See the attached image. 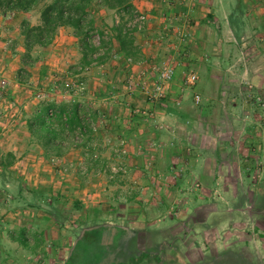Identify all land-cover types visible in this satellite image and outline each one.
I'll list each match as a JSON object with an SVG mask.
<instances>
[{
  "label": "rangeland",
  "instance_id": "rangeland-1",
  "mask_svg": "<svg viewBox=\"0 0 264 264\" xmlns=\"http://www.w3.org/2000/svg\"><path fill=\"white\" fill-rule=\"evenodd\" d=\"M134 1L139 8L134 7L133 15L145 17L134 32L140 59L126 64L110 39L111 26L122 22L120 13L96 6L92 9L95 24L103 40H110L111 50L104 64L86 67L71 77L65 69L78 62L80 53L70 31L66 43L72 42L67 46L74 55L62 60L58 74L45 75L51 45L42 51L36 48L33 55L38 54L39 61L28 68L26 81L18 83L23 53L18 23L26 19L38 24V10L0 19V137L25 127L41 100L81 101L98 112L91 135L96 147L91 162L82 157L78 138L79 145L71 149L78 159L71 163L50 156L33 161L26 156L18 157L6 171L0 167V264H64L81 230L73 224L81 218L80 212L71 211L58 227L46 211L27 208L25 203L30 198L27 186L60 194L69 206L78 199L71 196L70 187H59L68 184L79 187L75 196L82 198L78 201L84 211L95 210L101 224L132 232L123 235L129 253L163 243L166 259L162 264H264V0H247L251 5L238 36L228 24L235 0H176L174 14L166 11L168 0ZM154 3H160L159 11L153 10ZM163 12H167L164 21ZM181 13L188 25L186 41L179 40L184 29L177 18ZM208 14L212 20L201 33L199 22ZM131 16L125 19L127 29ZM100 38L94 33L93 43L99 45ZM191 42L196 45L190 49L187 45L186 50L183 45ZM162 65L174 67V76L162 87L163 99L188 112L192 124L178 120L179 125L165 113V103L158 107L139 91L141 82L152 90ZM188 74L196 76L192 83H185ZM129 78L134 84L131 91L126 89ZM59 80L61 89L53 91ZM219 89L225 92L218 93ZM132 117L136 120L132 123L139 124L130 139L118 124ZM136 133L143 136L135 141ZM27 162L41 167L40 162L43 172L22 174ZM111 167L119 171L114 174ZM39 171L51 189L38 185L35 174ZM110 197L114 200H107ZM27 212L39 213L45 220L35 215L26 223L22 218ZM25 224L45 232L41 248L46 260L28 253L17 260L6 258L9 230Z\"/></svg>",
  "mask_w": 264,
  "mask_h": 264
},
{
  "label": "trees",
  "instance_id": "trees-1",
  "mask_svg": "<svg viewBox=\"0 0 264 264\" xmlns=\"http://www.w3.org/2000/svg\"><path fill=\"white\" fill-rule=\"evenodd\" d=\"M132 0H0V15L3 20L19 14H28L38 10L39 23L30 24L26 19L18 23L19 35L22 37L23 53L20 57L21 67L16 73L18 83H23L29 76L28 68L34 66L39 57L33 55L34 50L40 51L48 48L57 34L59 28H69L73 38L77 41L80 58L78 62L67 69L66 76H77L84 68L92 65L104 64L111 50L110 40H103V32L97 29L92 9L96 6L102 9L113 10L120 13L122 22L111 26V38L117 45L118 51L124 59L133 61L140 59V50L135 44L134 32L125 28V19L130 18L134 11ZM250 2L235 0L234 7L228 16V24L233 33L238 36L239 27H243V16ZM212 15L208 14L199 22L198 30L202 33L204 27L210 23ZM238 32V33H237ZM97 33L101 38L99 45H95L92 36ZM101 50V51H100ZM35 56V57H34ZM63 81L55 82L53 91L60 90ZM222 90H218L220 93ZM165 99L157 102L158 107L165 103L164 111L188 124H192V117L187 112L169 106ZM98 117V112L88 104L81 101L56 102L41 100L34 107L32 113L26 118L25 125L28 134L36 141L43 152L50 157L59 158L69 150L80 147L82 157L86 162L93 160L96 147L92 145L91 122ZM100 142V141H99ZM101 143V142H100ZM15 157L7 152L0 158V167L3 171L10 169ZM25 188V186H23ZM23 187L17 190V198L21 200ZM29 200L25 203L27 208L43 209L46 216L54 218V223L62 227L68 220L71 211L80 212L81 218L74 220V227L80 228L76 243L71 248L64 264H162L166 259V248L163 243L151 249H141L128 252V242L124 234H130L126 229L117 228L108 224H101L95 210L84 208L80 201H68L60 194H49L44 190L29 188ZM91 218V219H90ZM76 225V226H75ZM19 241L28 247V238L25 233L19 235ZM126 242V243H125ZM93 253V254H92ZM96 253L98 255L96 256ZM96 256V257H95ZM97 258V259H96ZM95 260V261H94Z\"/></svg>",
  "mask_w": 264,
  "mask_h": 264
},
{
  "label": "crops",
  "instance_id": "crops-1",
  "mask_svg": "<svg viewBox=\"0 0 264 264\" xmlns=\"http://www.w3.org/2000/svg\"><path fill=\"white\" fill-rule=\"evenodd\" d=\"M133 6L135 7V9L137 10L139 8V6L137 5V1H132ZM144 5H147L148 2L144 1L143 2ZM142 4V5H143ZM140 4V7H144ZM157 6H161L160 3H154V5L152 4L153 10L155 11H159L160 9L157 8ZM154 12V11H153ZM156 13V12H154ZM158 14V13H156ZM0 19L1 21H3V17L0 15ZM157 19V18H156ZM158 21V20H157ZM157 21H155L154 23H158ZM153 27V26H151ZM158 27V26H157ZM173 28V27H172ZM175 31L176 29H172L173 34L175 35ZM70 32L69 28H59L57 31V34L55 36V39L53 41V43L51 44V46L49 47L48 51L51 52V54L49 55V60L46 61L45 63L50 65V68H46V70L48 71L47 73H45V75H51L49 74L51 71L55 72L58 74L57 71H60V64L62 63V60L69 61L70 57H72L74 55V49H71L67 46V44H72V42L66 43L70 40V35L68 36V33ZM149 33L153 34L154 30L150 31ZM136 36V34H135ZM187 45H188V49H190V46L192 45H196V42H191L189 44H184L183 46H186V50H187ZM67 46V47H66ZM139 47V46H138ZM69 48V49H68ZM118 51V48L116 49ZM118 54L122 56V54L118 51ZM80 57V55H79ZM78 59V58H77ZM71 66V64H69ZM49 67V66H48ZM67 70V68L65 69V71ZM44 73V72H43ZM42 73V74H43ZM66 73V72H63ZM33 75V74H32ZM223 91V90H222ZM225 92V91H223ZM166 113V112H165ZM169 115V114H168ZM171 116V115H170ZM173 117V116H172ZM174 119H176L177 123L179 124L177 118L173 117ZM136 119V118H135ZM134 120V118L132 117V120L130 119H123L121 124H118V128L120 129L119 131H121L123 134H125L126 136H129L130 139L131 137L134 135L135 130H137V126H138V122L137 123H132ZM180 121V120H179ZM180 125V124H179ZM23 128H21L20 125V129L19 132L16 130L14 133H12L9 137L2 138L0 137V157L5 155L7 152H10L14 155L15 160L18 159V157L25 159L26 156H30L28 157V159H32L33 161L39 160L40 158L42 159L43 157H48L43 150L39 147V145L36 143V141L28 134L27 132V128L26 125L25 127L22 125ZM132 135V136H131ZM143 134H137L135 135V137H133V139H140L142 138ZM156 138V136H155ZM134 139V140H135ZM136 141V140H135ZM215 152V151H214ZM18 154V156H17ZM76 155L73 153V151L69 150L65 155H63L62 157L57 158V160L60 163H71L72 161H74V159L76 160ZM78 159V158H77ZM42 161V160H41ZM39 165H41V167L39 168L37 164H35L34 162H27L26 163V171L24 169H22V174L24 172H29L30 170H32L33 172L35 170H40L43 172V168L44 166L38 162ZM37 172L35 174L36 177H39V186H42L44 188H50V184H45L43 182V175H40V172ZM49 178V177H48ZM48 178H46L44 181H48ZM70 179H73L72 176H70ZM75 179V178H74ZM143 178L139 179V181H141L140 183H144V181H142ZM37 185L36 183H33V187H35ZM49 186V187H48ZM61 189L69 188L72 191L71 195L73 198L78 199V200H82L81 197L79 196H75L76 192L80 191L79 187L76 186V184H68V185H61L59 186ZM97 185H94V187H92L91 189H96ZM100 189V188H98ZM104 190V189H103ZM60 192H64L63 190H59ZM68 191L66 190V193ZM80 193V192H79ZM116 192H112V196L116 195ZM107 200H114L113 197L107 198ZM161 204H159V209L161 208ZM25 211V210H24ZM10 213V212H8ZM23 217L22 221H25L26 223H29L31 221L32 218L35 217V215L41 222H43L45 220V218L40 215L39 213L35 214L34 212L31 213H23ZM1 221V220H0ZM40 225V224H39ZM31 229H36L35 231H32ZM21 233H25L26 237L28 238L29 242H28V247H24L23 245H21L20 241H19V235ZM45 232H43V230L41 229H37L35 227H33L31 224H25L21 227H16L14 226L12 230H9L8 234H7V243L6 245V253L7 259H12V260H17L18 257L21 256V254L25 257V253L31 254V255H36L39 256L41 255L43 257V260H46V254L44 252V250L41 248L42 244V235ZM10 245V246H9ZM11 245H15V248L13 249H9V247H12ZM40 251V252H39ZM31 255H29L28 257H30ZM27 257V256H26ZM27 264V263H26Z\"/></svg>",
  "mask_w": 264,
  "mask_h": 264
},
{
  "label": "built area",
  "instance_id": "built-area-1",
  "mask_svg": "<svg viewBox=\"0 0 264 264\" xmlns=\"http://www.w3.org/2000/svg\"><path fill=\"white\" fill-rule=\"evenodd\" d=\"M169 3L167 4V12L168 14H172L174 12V9H175V4L174 2L176 0H168ZM181 2H186L187 3V0H180ZM167 12H163L161 13V17L164 20H166V17L167 16ZM172 12V13H171ZM174 14V13H173ZM133 17V21L131 20V22L128 23V29L129 30H139L141 27H142V24L144 23L145 21V17L143 14H134L132 13V16ZM177 18H181L182 19V28H184L183 30H181L179 32V37H180V41H186L187 38L189 37L188 36V33H187V28H188V25H187V22H185L184 20V17H183V13H181V15H177ZM125 62L126 64H133L134 61L130 58H127L125 59ZM174 76V67L171 66V65H162L160 68L157 69L156 71V81H155V85L153 86L152 90L149 91L148 89V85L145 84L144 82H141L140 84H138V89L139 91L146 96V98L150 101V102H158L159 100L163 99V91H162V87L165 83L169 82L172 77ZM196 78V76L194 74H188L187 78H186V81L185 83L189 82V83H192V81ZM134 87V84H133V81L131 80V78L128 79V83L126 85V89L128 91H131ZM199 100V97L198 96H195V101L198 102ZM134 114L138 113L136 110L133 111ZM90 129L92 130V132L95 130V125H94V122H91L90 124ZM122 145V144H121ZM111 172L112 173H117L119 170H116L114 167H111L110 168Z\"/></svg>",
  "mask_w": 264,
  "mask_h": 264
}]
</instances>
